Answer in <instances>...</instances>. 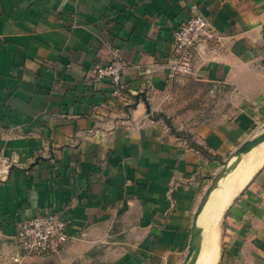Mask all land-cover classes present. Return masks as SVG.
I'll return each mask as SVG.
<instances>
[{
	"label": "crops",
	"instance_id": "0c3cea01",
	"mask_svg": "<svg viewBox=\"0 0 264 264\" xmlns=\"http://www.w3.org/2000/svg\"><path fill=\"white\" fill-rule=\"evenodd\" d=\"M193 6L223 40L169 79ZM115 57L121 98L93 79ZM263 131L264 0H0V264H187L213 228L214 264H264V160L210 213ZM37 213L67 222L59 252L19 250Z\"/></svg>",
	"mask_w": 264,
	"mask_h": 264
},
{
	"label": "built area",
	"instance_id": "2783aa9c",
	"mask_svg": "<svg viewBox=\"0 0 264 264\" xmlns=\"http://www.w3.org/2000/svg\"><path fill=\"white\" fill-rule=\"evenodd\" d=\"M191 11L173 33L172 58L167 71L169 79L193 75L192 50L195 46L220 43L223 40V36L216 33L212 21L199 12L196 6ZM124 68L125 63L115 57L106 65L96 66L93 69V79L108 80L112 86L111 94L121 98L124 96L121 85ZM66 227L67 222L54 213H37L19 225L15 241L23 254L52 255L70 240ZM13 259L19 260L16 256Z\"/></svg>",
	"mask_w": 264,
	"mask_h": 264
},
{
	"label": "bare ground",
	"instance_id": "6f19581e",
	"mask_svg": "<svg viewBox=\"0 0 264 264\" xmlns=\"http://www.w3.org/2000/svg\"><path fill=\"white\" fill-rule=\"evenodd\" d=\"M238 157V156H237ZM264 160V142L254 147L243 159L238 163L236 168L220 182V186H223V195L220 193L218 196L212 198L211 212L218 216V201L220 198H224L225 204L232 197L236 191L243 186L246 180L251 176L253 170L259 166ZM224 175V174H223ZM218 202V203H216ZM216 204V206H215ZM216 225V224H215ZM218 249L216 242V232L211 229L204 236L202 249L196 261V264H214L216 261Z\"/></svg>",
	"mask_w": 264,
	"mask_h": 264
},
{
	"label": "water",
	"instance_id": "95a60500",
	"mask_svg": "<svg viewBox=\"0 0 264 264\" xmlns=\"http://www.w3.org/2000/svg\"><path fill=\"white\" fill-rule=\"evenodd\" d=\"M263 141H264V131L262 133L256 135L255 137L245 141L235 151L234 154L245 152V151L249 150L250 148L258 145L259 143H261ZM214 185H215V180L212 183V185H210V187L208 188V191H207L206 195L204 196V199L202 200V202L198 208V212L202 209L203 205L207 201L208 194L214 188ZM200 249H201V241L198 237V230H194L192 233V237H191L187 264H196V261L198 259L199 254H200Z\"/></svg>",
	"mask_w": 264,
	"mask_h": 264
},
{
	"label": "rangeland",
	"instance_id": "374dc122",
	"mask_svg": "<svg viewBox=\"0 0 264 264\" xmlns=\"http://www.w3.org/2000/svg\"><path fill=\"white\" fill-rule=\"evenodd\" d=\"M262 130V128H260V129H258V131H256L257 133L259 132V131H261ZM220 214V211L218 212V215ZM218 217V216H217ZM217 242V241H216Z\"/></svg>",
	"mask_w": 264,
	"mask_h": 264
}]
</instances>
